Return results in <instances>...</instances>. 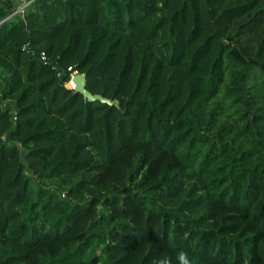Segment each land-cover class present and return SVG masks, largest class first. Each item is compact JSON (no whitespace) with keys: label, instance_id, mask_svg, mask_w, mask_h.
<instances>
[{"label":"trees","instance_id":"1","mask_svg":"<svg viewBox=\"0 0 264 264\" xmlns=\"http://www.w3.org/2000/svg\"><path fill=\"white\" fill-rule=\"evenodd\" d=\"M13 10L0 264H264V0Z\"/></svg>","mask_w":264,"mask_h":264},{"label":"water","instance_id":"2","mask_svg":"<svg viewBox=\"0 0 264 264\" xmlns=\"http://www.w3.org/2000/svg\"><path fill=\"white\" fill-rule=\"evenodd\" d=\"M73 84L70 88H73L75 91H78L81 93L82 97L86 100H92L94 98H100V96L95 94H90L88 91L84 88V77L83 74L74 73L72 74L71 80Z\"/></svg>","mask_w":264,"mask_h":264},{"label":"clouds","instance_id":"3","mask_svg":"<svg viewBox=\"0 0 264 264\" xmlns=\"http://www.w3.org/2000/svg\"><path fill=\"white\" fill-rule=\"evenodd\" d=\"M178 264H194L193 259L187 252L181 251L177 256ZM157 264H171L168 258H162L157 261Z\"/></svg>","mask_w":264,"mask_h":264},{"label":"crops","instance_id":"4","mask_svg":"<svg viewBox=\"0 0 264 264\" xmlns=\"http://www.w3.org/2000/svg\"><path fill=\"white\" fill-rule=\"evenodd\" d=\"M29 0H0V14L5 9H15L16 7L27 3Z\"/></svg>","mask_w":264,"mask_h":264},{"label":"built area","instance_id":"5","mask_svg":"<svg viewBox=\"0 0 264 264\" xmlns=\"http://www.w3.org/2000/svg\"><path fill=\"white\" fill-rule=\"evenodd\" d=\"M25 4H26V3H25ZM25 4L16 7V8L12 11V13L21 10V8H22ZM9 15H10V14H8V15H6V16L0 18V22H1L2 20H4L5 18H7Z\"/></svg>","mask_w":264,"mask_h":264},{"label":"rangeland","instance_id":"6","mask_svg":"<svg viewBox=\"0 0 264 264\" xmlns=\"http://www.w3.org/2000/svg\"><path fill=\"white\" fill-rule=\"evenodd\" d=\"M9 11H7V13H8ZM71 77H72V75L70 76V79H69V84L68 85H70V86H73V84H72V82L70 81L71 80Z\"/></svg>","mask_w":264,"mask_h":264}]
</instances>
